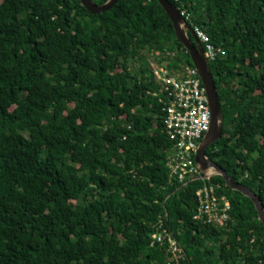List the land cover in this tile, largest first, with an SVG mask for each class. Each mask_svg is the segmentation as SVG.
<instances>
[{"label": "trees", "instance_id": "trees-1", "mask_svg": "<svg viewBox=\"0 0 264 264\" xmlns=\"http://www.w3.org/2000/svg\"><path fill=\"white\" fill-rule=\"evenodd\" d=\"M169 1L224 53L207 155L264 204V0ZM164 62L195 67L158 0H0V264H264L250 198L171 175ZM209 183L232 204L222 228L194 218ZM163 228L182 256L151 243Z\"/></svg>", "mask_w": 264, "mask_h": 264}, {"label": "built area", "instance_id": "built-area-1", "mask_svg": "<svg viewBox=\"0 0 264 264\" xmlns=\"http://www.w3.org/2000/svg\"><path fill=\"white\" fill-rule=\"evenodd\" d=\"M183 14V13H182ZM184 16V14H183ZM198 38L206 44L208 61L215 60L222 50L209 44L207 35L195 29ZM155 77L162 84L163 110L166 112V132L175 142L168 153V167L171 175L193 179L202 175L196 163L200 144L211 128V108L205 86L196 67L186 65L173 72L164 65L155 66ZM209 180V179H202ZM198 205L194 218L214 228H222L231 220L232 204L227 195L219 194L214 183L205 184L197 190ZM169 242L174 258L182 256L184 249L176 236L163 228L152 234L151 243Z\"/></svg>", "mask_w": 264, "mask_h": 264}, {"label": "water", "instance_id": "water-1", "mask_svg": "<svg viewBox=\"0 0 264 264\" xmlns=\"http://www.w3.org/2000/svg\"><path fill=\"white\" fill-rule=\"evenodd\" d=\"M84 8L91 14H98L109 11L119 0H107L102 5H96L92 0H80ZM165 12L173 23L177 39L185 46L187 52L190 54L194 66L199 71L202 83L206 88L209 104L211 108V128L202 140L198 154L196 156V163L200 168L202 175L188 180L183 187L193 180L210 179L214 175H222L227 186L239 191L244 196L250 198L254 203L259 219L264 225V204L261 198L245 184L233 180L227 172L215 163L208 155V149L214 145L223 135L224 129V114L220 97L214 76L211 71L209 61L206 57L205 48L201 40L198 38L193 26L184 18L180 10L174 6L169 0H158ZM194 38L192 42L190 36Z\"/></svg>", "mask_w": 264, "mask_h": 264}, {"label": "rangeland", "instance_id": "rangeland-1", "mask_svg": "<svg viewBox=\"0 0 264 264\" xmlns=\"http://www.w3.org/2000/svg\"><path fill=\"white\" fill-rule=\"evenodd\" d=\"M155 64H156V63H155ZM138 65H139V63H136V64L134 65V67H135V66H138ZM167 65H168V62H164V67H165V68L168 67ZM155 66H156V65H155Z\"/></svg>", "mask_w": 264, "mask_h": 264}]
</instances>
